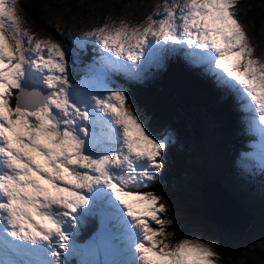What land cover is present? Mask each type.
Masks as SVG:
<instances>
[{"label":"snow or ice","instance_id":"obj_1","mask_svg":"<svg viewBox=\"0 0 264 264\" xmlns=\"http://www.w3.org/2000/svg\"><path fill=\"white\" fill-rule=\"evenodd\" d=\"M239 0H163L138 22L106 19L37 38L0 0V264H217L200 239L172 242L159 181L174 133L124 84L175 58L232 101L264 171V59ZM14 101V102H13Z\"/></svg>","mask_w":264,"mask_h":264},{"label":"rangeland","instance_id":"obj_2","mask_svg":"<svg viewBox=\"0 0 264 264\" xmlns=\"http://www.w3.org/2000/svg\"><path fill=\"white\" fill-rule=\"evenodd\" d=\"M162 2L163 0H36L33 8L36 10V13L34 10V14L39 15L55 31L65 34H79L96 27L106 19H125L133 23L138 22L149 13L160 10L157 6H161ZM242 2L243 0H239L236 10ZM17 12L23 18L22 27L37 38L60 39V37L58 39L53 37L43 23L37 21L30 12L22 7V0H18ZM238 19L245 26L250 43L255 49L254 55L264 59V19L257 24L251 21L245 22L239 16ZM180 62L185 69L191 70L198 79L203 78V80L208 81L211 91V98L200 96L193 100L192 108L184 112V123L174 119L172 115L164 119L159 114L156 115L159 117V121L165 123L174 133L173 144L179 148H184L191 154L192 166L184 171V176L188 180L194 197L185 200L184 204L195 209V206L200 203L198 197H200L201 190L209 182H216L218 186H226L238 199H241L243 207L251 215L248 220L251 226L243 232L231 234L233 235L231 237H234L231 244L243 250L252 251L263 259L251 264H264V171L258 167L245 169L241 166V159L244 154L256 150L258 137L247 133L241 127V118L233 101L221 92L213 81L186 65L182 60ZM161 69H157L154 75L148 79L151 80L156 77ZM129 84L127 83V85ZM123 86L128 88L126 84ZM216 101L227 104V107L225 104ZM191 102L192 100L187 105L191 106ZM224 110L227 112L228 118L217 112ZM143 111L151 117V112L147 109H143ZM221 119L229 121V125L234 124L236 126L241 134V138H238L239 141L229 140L223 136L229 132V126L226 130L224 127L218 129V125L223 123L219 122ZM197 123L198 126H196ZM178 201L180 202V200ZM183 216L189 217L190 215L186 212L183 214L181 211H178L176 215H169L167 212V218L171 221L180 220V218L185 219ZM211 216L209 211L202 213V219L207 223L209 222L205 219H210ZM188 230L180 233L179 240L184 238L200 239L209 244L218 254L217 264H230L220 257L215 249V234L203 231L197 223L188 226ZM248 230H251V233L245 235L244 233Z\"/></svg>","mask_w":264,"mask_h":264},{"label":"trees","instance_id":"obj_3","mask_svg":"<svg viewBox=\"0 0 264 264\" xmlns=\"http://www.w3.org/2000/svg\"><path fill=\"white\" fill-rule=\"evenodd\" d=\"M35 1L36 0H22V7L27 12H30L37 21L43 23L46 30H48L51 35H55L53 34L54 28L45 20L41 19L39 15L34 14L35 9L33 6ZM237 15L245 22L251 21L257 24L264 19V0H243L242 4L238 7ZM127 86L135 104L142 111L143 109H147L152 113L151 117H149L143 111L153 127H167L165 123L159 121V117L156 116L157 114H159L162 119L172 115L174 119H178L180 122L184 123V112L192 108L194 99H198L200 96L211 98L209 82L203 80V78L198 79L191 70L185 69L182 66L179 59L175 58L166 61L160 73L153 79H147L143 82H133ZM191 100V106L187 105ZM218 103L225 104L222 102ZM225 105L227 107V104ZM217 112L221 113L225 118H228L225 110ZM219 122L223 123L218 125V129H223L224 127V130H226L228 128L227 126H229V132L223 134L224 137H227L229 140L239 141L238 138L241 134L234 124L229 125V121H224L222 119ZM196 126H198V123ZM190 160L191 154H189L187 150L179 148L172 143L169 147L167 156L164 158V168L161 179L153 188L149 189L161 195L164 201L167 202L169 215H176L178 211H181L183 214L186 212L190 215L189 217L183 216L185 219L180 218L181 221L178 219L172 221V223L168 225L167 230L174 233L172 242L180 238L181 232L189 231L188 226L197 223L203 231L216 235L215 249L219 253V256L227 260L230 264H251L252 262L257 263L258 260H263L252 251H248L247 249L243 250L242 248L232 245L231 240H234V237L231 236L233 235L202 219L203 201L201 200V195L198 197L200 203L195 206V209L192 206H186L184 204L185 200L190 198L193 199L194 197L188 180L184 176V171L192 166ZM178 200H180V202ZM248 223V227H250V221ZM249 233H251V230H248L244 234L247 235ZM238 260H241V262H238Z\"/></svg>","mask_w":264,"mask_h":264},{"label":"water","instance_id":"obj_4","mask_svg":"<svg viewBox=\"0 0 264 264\" xmlns=\"http://www.w3.org/2000/svg\"><path fill=\"white\" fill-rule=\"evenodd\" d=\"M207 191L213 192V196L206 197L205 192ZM227 193L229 194V190L226 186L224 185L218 186L216 182L214 183L209 182L201 190V193H200L201 200L203 201L202 210L204 212L209 211L210 215H212L213 209L210 207H214L216 211H218L219 213L222 212L223 214L226 215V217L223 216L224 219L226 218V224H227V231L225 232L230 233V234L242 232L246 230L247 227L249 226L248 219L250 217V214L245 210L241 201L238 198H236V202H234L232 205L223 202L221 199H218V196L224 195ZM230 195L232 197H235L232 193ZM205 204H208L210 206H207Z\"/></svg>","mask_w":264,"mask_h":264},{"label":"bare ground","instance_id":"obj_5","mask_svg":"<svg viewBox=\"0 0 264 264\" xmlns=\"http://www.w3.org/2000/svg\"><path fill=\"white\" fill-rule=\"evenodd\" d=\"M230 194L231 193L229 192V194L227 193L224 195H220V196H218V199H221L223 202L232 205L234 202H236V197H232ZM205 196L206 197H212L213 192L207 191V192H205ZM205 205L210 206L208 204H205ZM210 208L213 209L212 216L210 219H205V220L208 221L210 224L221 228L223 231H227L226 218L225 219L223 218V216L226 217V215L223 214L222 212L219 213L218 211H216V209L214 207H210Z\"/></svg>","mask_w":264,"mask_h":264},{"label":"flooded vegetation","instance_id":"obj_6","mask_svg":"<svg viewBox=\"0 0 264 264\" xmlns=\"http://www.w3.org/2000/svg\"><path fill=\"white\" fill-rule=\"evenodd\" d=\"M53 33H55V35H52V36L55 37L56 39H58L60 37V33L61 32H57V31L54 30Z\"/></svg>","mask_w":264,"mask_h":264},{"label":"clouds","instance_id":"obj_7","mask_svg":"<svg viewBox=\"0 0 264 264\" xmlns=\"http://www.w3.org/2000/svg\"><path fill=\"white\" fill-rule=\"evenodd\" d=\"M232 193V192H231ZM233 194V193H232ZM234 195V194H233ZM235 196V195H234ZM236 197V196H235ZM237 198V197H236ZM240 200V199H239Z\"/></svg>","mask_w":264,"mask_h":264}]
</instances>
